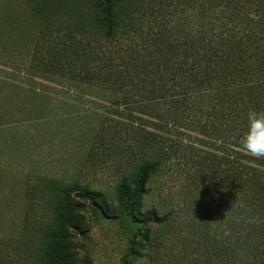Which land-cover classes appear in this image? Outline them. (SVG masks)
I'll return each instance as SVG.
<instances>
[{
	"label": "rangeland",
	"instance_id": "374dc122",
	"mask_svg": "<svg viewBox=\"0 0 264 264\" xmlns=\"http://www.w3.org/2000/svg\"><path fill=\"white\" fill-rule=\"evenodd\" d=\"M93 1L54 0L51 11H93ZM151 1L150 11H158L161 0ZM38 2L0 0V264H43L40 229L54 224L60 204L80 227L66 226L64 264H264V243L212 217L211 195L202 202L204 186L191 183L202 113L169 114L168 98L143 91L168 82L120 72L129 66L128 49L150 57L148 37L89 35L95 79L50 73L32 15ZM162 21L146 18L142 33ZM147 160L159 166L137 198L138 224L123 206ZM97 197L104 214L91 210Z\"/></svg>",
	"mask_w": 264,
	"mask_h": 264
},
{
	"label": "trees",
	"instance_id": "16d2710c",
	"mask_svg": "<svg viewBox=\"0 0 264 264\" xmlns=\"http://www.w3.org/2000/svg\"><path fill=\"white\" fill-rule=\"evenodd\" d=\"M50 1L54 0H39L32 13L45 40L42 67L50 73L95 79L89 35H101L107 42L148 37L144 50L151 49L150 57L128 49L129 66L120 72H140L147 81L168 82L157 91L154 86L143 91L153 98H168L169 114L185 108L202 113L194 131L200 155L193 156L191 183L201 181L204 186L197 194L202 202L211 195L212 208L207 206L212 217L229 219L247 239L264 243V158L251 156L240 145L247 111L264 110V0H168V4L161 0L158 11H150L151 0H95L93 11H51ZM151 16L168 22L142 33ZM148 58L157 59V65L144 63ZM149 67L162 76L146 75ZM158 166L147 160L137 167L133 194L123 206L135 223L139 224L134 215L137 198L144 195ZM98 199L91 210L104 214ZM52 215L54 224L40 229L43 264H64L70 250L66 226L76 231L80 227L68 205L54 207Z\"/></svg>",
	"mask_w": 264,
	"mask_h": 264
},
{
	"label": "clouds",
	"instance_id": "9594fccd",
	"mask_svg": "<svg viewBox=\"0 0 264 264\" xmlns=\"http://www.w3.org/2000/svg\"><path fill=\"white\" fill-rule=\"evenodd\" d=\"M246 129L241 135V148L255 158H264V110L249 109Z\"/></svg>",
	"mask_w": 264,
	"mask_h": 264
}]
</instances>
